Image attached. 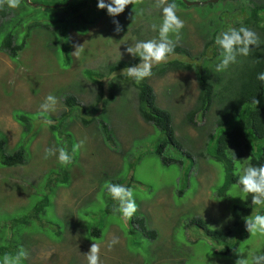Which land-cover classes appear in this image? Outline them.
<instances>
[{"label": "rangeland", "instance_id": "1", "mask_svg": "<svg viewBox=\"0 0 264 264\" xmlns=\"http://www.w3.org/2000/svg\"><path fill=\"white\" fill-rule=\"evenodd\" d=\"M133 5L137 7L138 3ZM91 6L97 9L90 14L94 20L93 16H98L101 10H98L97 4ZM30 8H35L33 23L46 14L44 11H48L46 8L27 5L26 9ZM142 8L145 9H137L140 14H136L133 6L129 5L119 17L113 18L108 14L101 16L85 33L70 27L68 36L72 42V65L66 72L63 71L65 66L62 57L56 54L54 46L53 53L50 51L49 36L46 34L34 33L26 40L17 61L12 62L5 53L0 52V131L7 136L6 154L20 145L18 142L21 139L22 128L12 119L13 110L40 112V105L52 93L57 100L63 94H73L83 103H91L94 98V94L88 92L91 82L80 76L84 63L87 64L86 68L96 69L103 61L109 64L122 55V59L128 58V53L121 54L123 45L125 42L127 47L134 45L138 41L134 33L139 29L147 33L139 31L142 41L158 38L162 11L157 22L151 12L159 9L155 10L152 2ZM177 15L184 21L186 36L183 44L180 42L182 37L176 44L195 49V52L190 51L195 56L203 48L202 40L196 34V24L207 22V19L201 18L193 9H178ZM243 16L238 12L236 17L226 18L225 21L230 28H239ZM26 20L22 21L24 26L32 22ZM113 20L118 21L121 27L119 34L114 31L116 24ZM152 24L157 25V31L151 30ZM170 38L175 40L173 36ZM80 46L82 51L74 56L73 53ZM172 58L197 64L195 60L178 55L169 59ZM109 81L110 78L104 80V98L109 93L112 101L106 105V112L101 118L114 133L115 145L116 141L119 144L118 150L127 142L125 148L128 149L130 142L137 140L132 142L125 157L120 156L113 144H104L94 124L85 126L79 121L72 123V135L77 143L85 140V144L74 153L73 147L70 152L66 149L73 159L75 154L78 155L70 166V185L59 187L54 206L48 208L38 220H32L30 225L13 226L15 231L12 232L9 222H6L7 229L3 235L10 239V245L17 248L16 252L21 248L28 252L22 264H87L85 255L92 243L100 245V264H235L238 258L251 261L252 256L264 254V237L259 235H250L228 255L216 254L215 251L223 247L206 237L196 226H188L191 219L199 217L210 229L230 227L232 206L240 205L245 199V193L237 185L231 187L225 198L218 199L212 187L221 181V168L218 165L219 169L215 168L206 158L196 162L195 156L189 152L203 147L206 138L200 127L209 125L213 118L211 114L206 118L199 115L195 119L197 127L183 124L184 115L197 94L193 74L175 72L150 82L156 94L157 106L172 115L175 137L182 144V150L170 149L166 153L172 160L168 165L163 164L153 152L160 134L139 118L133 89L122 83L108 89ZM102 107L101 103L98 104L99 109ZM60 109L58 101L52 113L56 114ZM47 130L46 124H38L22 142V147L27 149L24 166L7 169L0 167V220L13 213L12 217L20 215L22 209L16 211L32 203L36 190L39 191L37 196L43 195L49 178L47 175L59 178L58 174H52L59 169L58 153L48 159H44V155L45 149L55 148V143L58 147L61 131L57 129L53 140ZM122 157L125 159L126 170L133 167L129 170V175H133L135 180L129 187L137 204V212L133 216L142 210L149 227L157 233L155 240L148 239L140 231H134L133 235L126 233L120 221V218L125 220L122 215H118V211L107 215L104 211L109 201L115 209L118 205L102 186L101 173L106 168L119 170ZM107 181L110 183L106 180L104 184ZM123 185L127 187V184ZM261 209H264V205H255L249 217L260 214ZM94 225L102 227L101 238L91 236L90 228ZM113 238H117L119 243L109 250L107 245ZM237 252L242 255L238 257ZM10 254L13 255V249Z\"/></svg>", "mask_w": 264, "mask_h": 264}, {"label": "trees", "instance_id": "2", "mask_svg": "<svg viewBox=\"0 0 264 264\" xmlns=\"http://www.w3.org/2000/svg\"><path fill=\"white\" fill-rule=\"evenodd\" d=\"M29 1L32 4H36L33 7L38 9L46 8L48 11H44L46 14L42 15L40 20H34L33 23L32 14L35 8L27 10V5L31 7L32 5L25 0L21 1L20 6L16 9H9L6 5L0 9V52L5 53L12 62L17 61L20 53L24 50L26 40L34 33L46 34L49 36L48 47L50 51H52L54 46L56 54L60 58L62 57L61 61L63 66H65L63 71L66 72L72 65V42L68 36L69 28L72 27L82 33L87 32L101 16L107 15L106 9L101 10L98 16H93L95 19L92 20L90 14L96 12L97 9L91 5L97 4L98 0H73L67 5L65 4L68 0ZM149 2L153 3V0H149ZM149 2L148 0H142L141 3L136 5L137 7L132 5L136 14H140L137 11L138 8L143 11L145 9L142 8L143 5ZM173 2L176 3L178 9H193L201 18L207 19V22L201 21L196 24V34L202 40L203 46L200 51H197V55H191V52H195V49H189L186 45L176 44L175 52L169 55L167 62L154 66L152 76L146 78L140 84H136L123 73L125 68L139 64V57H133L128 54V58L122 59L124 56L122 55L120 59H116L109 64L106 61L99 63L96 69L86 68L87 64L84 63L80 76L91 82L89 84L91 89L88 92L90 95L94 94L93 101L85 104L73 94H63L58 98L61 109L56 114H46V117L40 116V112L30 113L13 110L11 112L12 119L22 128L21 139L18 142L20 145L11 149L9 154H6L7 136L0 131V167L6 169L17 168L26 164L27 149H24L21 144L29 137L36 125L45 124V118L53 121L51 126L47 125L50 139L52 137L54 140V134L60 128L61 136L58 137L57 144L59 148H68L70 152L72 147L77 144L70 127L72 123L79 121L85 126L94 124L96 132L100 134L104 144L106 146L107 144H113L120 156L124 155L125 157L132 147V142L137 139L130 142L128 149L125 148L127 142L118 150L119 144L116 141L117 145H115L114 133L110 126L101 118L102 114L106 112V105L112 101L109 93L104 98V80L109 78L111 81L108 83L109 86L107 85L108 89L117 83H122L125 87L130 86L133 89L137 102L136 112L139 118L152 130L153 128L157 129L160 134L158 144L153 152L163 164H170L172 160L166 153L170 149L182 150V144L175 137L172 115L169 111L157 106L156 94L150 82L154 78H163L168 74H175V72H191L197 88L196 97L184 115L183 124L189 127H197L195 121L197 116L201 115L206 118L210 114L213 115L209 125L200 127L206 138L205 141L203 140V147L199 148L198 151L193 152L190 150L189 152L195 156L196 162L206 158L209 164H214L215 168H218V166L221 168V181L212 187V192L216 197L218 199L225 198L232 186H239L237 181L244 167L250 164L253 166L264 165V84L256 78L259 73L264 72V0H220L217 3L190 7H187L181 0H169V3ZM160 11L157 10L158 13L155 11V13L151 12L154 16L152 18L156 21L161 18L159 16ZM125 12L126 10L123 13ZM238 12L244 14L241 19V26L253 30L259 36L260 47L253 48L247 57L238 56L237 63L230 65L233 68L217 72L216 65L222 57L221 49L215 44V38L221 32L230 28L225 19L236 17ZM25 19L32 22L24 26L22 21ZM139 31L144 34L147 33L141 29L134 33L137 40L142 41ZM185 36V29H181L182 39L180 42L182 44ZM173 38L175 37L173 36ZM123 46L124 50L121 54L127 53V43L125 42ZM176 55L195 60L197 64L177 58L169 59L171 56ZM183 84L185 85V83ZM254 98L259 100L257 106L252 103ZM100 103L103 105L102 109L98 108ZM69 118L73 119V121H68ZM58 147L55 143V148L58 149ZM124 157H122L123 162L119 170L117 168H111L110 170L106 168L102 171V186L105 189L107 184H127V188H129L131 183L135 182L133 175H129V170L133 167L128 170L125 169ZM77 158L78 155L75 154L72 161ZM71 164L72 162L67 166L60 164V170L58 169L52 173L58 174V179L52 178L51 174L47 175L49 178H47L46 189H43V195L37 196L39 191L36 190L37 193L33 196L34 198L37 197L33 198L34 200L32 199V203L16 211L19 212L22 209L20 215L12 217L13 213L8 218L0 220V263H2V258L6 253L10 254L11 249H13V255L17 250L16 247L10 245V239L3 235L7 229L6 222H9V229L13 232L15 231L13 226H28L32 220H38L42 214L48 211V208L53 207L57 189L70 185ZM106 180H109L110 183L107 181L104 184ZM110 205L111 202L109 201L104 208L107 215L116 213V207ZM254 206L255 204L251 203V195L245 194L244 202L231 208L232 223L230 227L210 229L207 223L199 217L191 219L188 226H196L206 237L222 246V249L215 251L216 254L228 255L235 251L241 242L250 237V234L245 229V219L252 213ZM260 214H264V209H261ZM118 215L121 214L118 213ZM120 221L123 230L127 231L126 233L133 235L134 231H140L150 240L157 238L156 231L149 227L142 210L135 217L132 216L130 220H127L126 223L122 218H120ZM1 223H3L2 226ZM16 231L18 230L16 229ZM102 232L103 229L100 225H94L90 228L91 236L96 239L101 238ZM10 235L12 236V234Z\"/></svg>", "mask_w": 264, "mask_h": 264}, {"label": "clouds", "instance_id": "3", "mask_svg": "<svg viewBox=\"0 0 264 264\" xmlns=\"http://www.w3.org/2000/svg\"><path fill=\"white\" fill-rule=\"evenodd\" d=\"M20 2L21 0H0V9L5 5L9 9H16L20 6ZM141 2L142 0H98L97 8L98 10L106 9L108 16L115 18L122 14L127 6ZM27 3L30 4V1ZM153 7L162 11V23L158 27V38L137 41L134 45L126 48L128 54L139 57L140 60L139 64L123 70V73L136 84L150 78L153 67L166 63L169 55L174 54L176 43L181 39V29L185 26L184 21L177 15L176 3H169V0H153ZM113 23L116 24L114 31L119 34L121 27L118 21L113 20ZM150 28L157 31L156 24L150 25ZM171 36H174L175 40L171 39ZM215 44L221 49L222 57L216 65V71L223 72L227 71L230 65L237 63L238 56L247 57L253 48H259L261 41L256 32L241 26L221 32L215 38ZM80 51H82L81 46L75 50L73 55L78 56ZM256 78L264 84V72L259 73ZM57 103V98L49 94L40 105V116L46 117V114L55 112ZM252 103L257 106L259 100L254 98ZM44 123L51 126L53 121L45 118ZM84 144L85 140H80L73 146V153L82 148ZM57 153V160L62 166H67L72 162V155L64 147L45 149L44 159H48ZM237 183L243 193L251 195L252 204L264 205V165L253 166L250 164L244 167ZM106 190L118 205L116 211L125 220H130L137 212V204L132 190L121 184H107ZM245 229L252 236L264 237V215L257 214L254 217L246 218ZM118 243L119 240L113 238L108 242V249L111 250ZM237 255L239 257L242 253L237 252ZM85 256L87 264H100V245L92 243ZM27 257L28 252L21 248L14 255L6 253L2 258V264H22V261L26 260ZM235 264H264V254L252 256L251 261L248 258H238Z\"/></svg>", "mask_w": 264, "mask_h": 264}, {"label": "water", "instance_id": "4", "mask_svg": "<svg viewBox=\"0 0 264 264\" xmlns=\"http://www.w3.org/2000/svg\"><path fill=\"white\" fill-rule=\"evenodd\" d=\"M73 0H68L67 3L65 5H67L68 3L72 2ZM187 7H190V6H198V5H205V4H208V3H217L219 2L220 0H207V1H188V0H181ZM26 2H29V0H26ZM31 5L33 6H36V4H32L30 3ZM61 6V5H60ZM63 7V6H62Z\"/></svg>", "mask_w": 264, "mask_h": 264}]
</instances>
